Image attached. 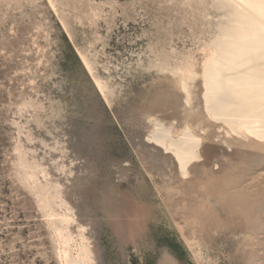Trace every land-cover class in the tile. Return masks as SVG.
I'll return each mask as SVG.
<instances>
[{
    "label": "rangeland",
    "instance_id": "rangeland-1",
    "mask_svg": "<svg viewBox=\"0 0 264 264\" xmlns=\"http://www.w3.org/2000/svg\"><path fill=\"white\" fill-rule=\"evenodd\" d=\"M237 17L232 0H0V264H65V215L91 264H264V145L203 97ZM157 122L202 139L188 176Z\"/></svg>",
    "mask_w": 264,
    "mask_h": 264
},
{
    "label": "bare ground",
    "instance_id": "bare-ground-1",
    "mask_svg": "<svg viewBox=\"0 0 264 264\" xmlns=\"http://www.w3.org/2000/svg\"><path fill=\"white\" fill-rule=\"evenodd\" d=\"M232 1L240 24L230 19L237 25L232 27L230 36L226 33L228 38L223 52L214 57L211 53L212 58L204 66L205 109L214 121L229 128L228 131L224 130L228 134L232 133L264 145V0ZM183 75V87L187 91L184 72ZM97 83L104 93L105 88L98 78ZM186 100L189 102V98ZM156 127L151 141L172 153L178 161L181 173L188 176L190 165L202 159V139L198 134L192 133L190 128L189 131L183 128L184 131L176 136L171 128L163 126L160 122L156 123ZM54 220L56 224L64 225L56 227L63 243L65 264H91L90 250L84 237L79 245L75 244L71 230L66 227L69 218L65 215ZM72 243L77 248L76 255L72 252Z\"/></svg>",
    "mask_w": 264,
    "mask_h": 264
},
{
    "label": "snow or ice",
    "instance_id": "snow-or-ice-1",
    "mask_svg": "<svg viewBox=\"0 0 264 264\" xmlns=\"http://www.w3.org/2000/svg\"><path fill=\"white\" fill-rule=\"evenodd\" d=\"M166 2H167V3H171V2H172V0H166ZM262 98H264V97H262Z\"/></svg>",
    "mask_w": 264,
    "mask_h": 264
}]
</instances>
